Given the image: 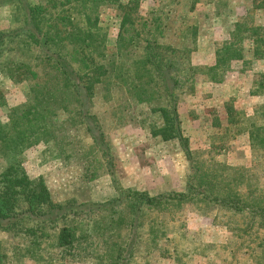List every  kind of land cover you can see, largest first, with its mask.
<instances>
[{"label":"trees","instance_id":"1","mask_svg":"<svg viewBox=\"0 0 264 264\" xmlns=\"http://www.w3.org/2000/svg\"><path fill=\"white\" fill-rule=\"evenodd\" d=\"M199 2L168 0L141 15L140 0H0V5L14 6L7 26L0 29V74L27 89L25 102L10 107L6 121H0V235L14 238L18 233L27 248L43 249L42 238H49L52 246L72 251L73 264H139L140 251L142 264L159 257L180 264L169 254L171 241L166 239L173 220L169 216L185 204L213 205L264 228V186L253 167L201 159L190 148L178 111L180 94L194 92L198 75L221 83L234 63L244 69L264 60V25L236 18L221 23L231 29L213 51L214 61L194 64L190 39L205 36L203 27L222 21V8L231 11L228 0H208L202 15L207 21H198V13L189 22L186 17ZM182 4L187 9L181 10L182 22L176 25ZM108 10L120 15L115 36L102 19ZM98 89L104 96L119 93L118 105L128 121L151 137L177 143L188 162L182 190L152 194L118 182L106 130L92 111ZM250 94L264 97V71L252 80ZM4 105L0 92V107ZM225 111L227 130L245 133L250 149L264 157V104L248 115L230 103ZM39 145L49 161L78 165L86 184L101 174L108 177L111 195L101 201H55L44 178L31 179L19 160ZM3 245L0 240V264L7 262Z\"/></svg>","mask_w":264,"mask_h":264},{"label":"rangeland","instance_id":"2","mask_svg":"<svg viewBox=\"0 0 264 264\" xmlns=\"http://www.w3.org/2000/svg\"><path fill=\"white\" fill-rule=\"evenodd\" d=\"M40 1L45 4L49 0ZM165 1L168 0H140V14L147 15L150 10L161 7ZM206 1L208 0H200L195 6V12L188 13L186 18L189 22L195 19L194 15L198 13L200 14L198 21L205 20L202 19V15L208 8ZM222 1L225 0H219V3ZM228 1L231 11L226 13L223 8L220 10L222 21L210 29L203 27L201 32L205 36L190 39L194 64H208L214 61L213 51L221 47V44L228 39L231 29L230 24L223 26L220 25L221 23L226 21L230 23L236 18V20L251 19L255 24L264 25V0L262 7H254V3L260 4L262 0ZM177 8L179 10L174 19L177 20L176 25H179L182 19L178 15L187 7L182 4ZM13 12L14 6L0 5V29L7 26L6 20ZM118 13V11L114 13L109 10L102 13V19L109 23L108 33L111 36H115L118 31L120 23ZM244 55L247 58L250 53L246 50ZM244 69L241 63L237 62L227 72L225 77V80L229 81L227 85L238 88L232 93L229 92L228 87L220 88L222 83H211L206 75H198L194 92L184 90V93L180 94L178 111L182 126L190 135V148L198 152L201 159L207 160L208 157H214L215 160L229 165L251 166L264 186V157L261 151L250 149L248 136L245 138L243 136L245 133L233 135L235 133L228 131L226 127L225 103L232 104L236 110L246 115L251 114L258 106L257 103L253 104L249 100L250 91L252 80L264 70V60L255 61ZM0 92L6 102L5 107H0V121L5 122L9 108L25 102L26 84H14L0 74ZM224 92L229 94L224 96ZM119 102V93L104 96L103 91L98 89L92 106V111L101 118L106 130L118 182L125 187L133 186L152 194L182 190L188 174V162L177 143L162 142L158 138L151 137L135 122L128 121L126 111L120 109L122 107L118 105ZM211 143L214 147H210ZM84 145H89L88 140ZM41 148L42 146L39 145L27 150L19 157V160L31 179L44 178L55 201L61 202L69 198L101 201L111 195L108 177L101 174L99 178L86 184L78 176L81 173L78 165L64 164L63 161L55 159L49 161L47 157L41 156ZM2 165L3 159L0 158V166ZM172 216L173 220L168 223L166 239L171 242L167 248L169 254L178 258L180 264H264V228L258 227L256 223L250 225V218L219 210L213 205L192 203L183 205L169 218ZM79 231L82 234V231ZM43 232L49 234L50 231ZM17 234H13L14 238L0 235L7 255L6 264H19V262L21 264H73L75 261L71 256L72 251L66 252L69 248H66V251L60 250L52 246L53 243L51 244L49 238H42L44 249L41 245L37 247L31 244V248H27V240L21 239V236ZM8 239L12 240L9 242ZM34 251H36L34 255L43 260L32 256L31 253ZM142 255V251L136 255L139 264H142L145 259ZM149 258L155 259L153 254ZM154 261L153 264H177L176 261L173 262L172 259L165 257H159Z\"/></svg>","mask_w":264,"mask_h":264},{"label":"crops","instance_id":"3","mask_svg":"<svg viewBox=\"0 0 264 264\" xmlns=\"http://www.w3.org/2000/svg\"><path fill=\"white\" fill-rule=\"evenodd\" d=\"M248 59H250V58H248ZM258 61V60H257ZM264 70H262L261 72H263ZM211 82V81H210ZM229 81L228 80H224L223 82H221L222 83V85H220V88L221 87H223V86H225V87H228V89H229V92H231L232 93V91L234 92V91H236V90H238V88H232V86L230 85V86H228L227 84H229L228 83ZM212 83V82H211ZM221 83H216V84H221ZM229 92H224V96H227V94H229ZM250 101H251V103H253V104H256V105H262V104H264V97L262 96V95H251L250 96V99H249ZM220 120H224V119H221L220 118ZM244 136V138H245V136H247L246 134H244L243 135Z\"/></svg>","mask_w":264,"mask_h":264}]
</instances>
